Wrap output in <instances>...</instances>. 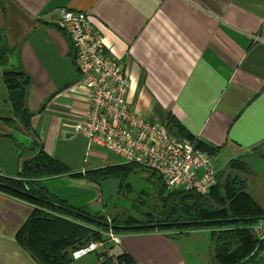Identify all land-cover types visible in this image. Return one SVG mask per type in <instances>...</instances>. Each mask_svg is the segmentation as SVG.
Here are the masks:
<instances>
[{"label":"crops","instance_id":"1","mask_svg":"<svg viewBox=\"0 0 264 264\" xmlns=\"http://www.w3.org/2000/svg\"><path fill=\"white\" fill-rule=\"evenodd\" d=\"M62 8L86 12L123 65L130 111L179 138L167 119L174 116L194 137L218 147L215 159L245 155L264 144V0H0V39L17 49L30 77L31 125L45 151L73 172L115 160L88 148L73 132V123L86 112L88 92L77 85L71 42L57 25ZM5 99L0 76V113L9 111ZM13 133L0 120V175L9 177L18 164L7 136ZM246 159L252 167L264 162ZM63 177L72 176L48 178L45 185L57 195L50 183ZM32 210L31 203L0 192V264H37L15 240ZM107 233L104 247L69 264H118L122 253L134 264H213L208 229L179 237L115 233L118 243Z\"/></svg>","mask_w":264,"mask_h":264},{"label":"trees","instance_id":"2","mask_svg":"<svg viewBox=\"0 0 264 264\" xmlns=\"http://www.w3.org/2000/svg\"><path fill=\"white\" fill-rule=\"evenodd\" d=\"M71 60L74 65L73 50ZM0 76L9 106L7 113H0V120L14 131L7 136L15 147L18 161L15 176L0 175V192L32 204V213L17 231L15 240L37 264H69L73 251L103 242V234L109 231L117 234L160 232L179 237L194 229L210 230L213 264H263L264 253L260 254L264 251V234L257 235L252 226L258 222L264 224V205H258L253 200V192L248 191H252L251 183L257 179L245 156L228 160L218 170L216 183L205 194L168 190L155 171L135 163L73 172L45 151L32 127L35 112L26 105L30 77L21 66L17 49L8 47L1 39ZM167 119L181 139L216 156L218 147L194 137L174 116L168 114ZM254 148L257 147L251 150ZM138 170H148L157 181L158 200L147 201L146 209L135 217L126 210L91 213L55 195L45 185L48 178L85 175L94 181L119 178L121 190L123 184L125 189L129 187L126 181L129 173ZM116 260L118 264H134L127 253L117 255Z\"/></svg>","mask_w":264,"mask_h":264},{"label":"built area","instance_id":"3","mask_svg":"<svg viewBox=\"0 0 264 264\" xmlns=\"http://www.w3.org/2000/svg\"><path fill=\"white\" fill-rule=\"evenodd\" d=\"M57 24L71 42L80 75L78 84L88 92L86 112L73 123V132L86 139L88 148H101L119 163H135L155 171L168 190L207 193L216 183L219 170L212 165L215 157L187 140L172 137L165 125L129 110V77L107 50L89 15L62 8ZM108 237L118 242L116 234L109 232ZM103 246L101 241L90 243L73 251L72 257Z\"/></svg>","mask_w":264,"mask_h":264},{"label":"rangeland","instance_id":"4","mask_svg":"<svg viewBox=\"0 0 264 264\" xmlns=\"http://www.w3.org/2000/svg\"><path fill=\"white\" fill-rule=\"evenodd\" d=\"M79 78H80V75H79ZM77 85L78 87H80V84H77ZM80 88L84 89L82 87ZM171 136L176 138V136L172 134ZM178 139H181V138L179 137ZM107 156L109 158L114 159L115 161H112V160L109 162L105 161L99 166V168L120 164L117 161V157H115L113 154L108 152ZM211 156L216 157L214 155H211ZM241 156L243 157L245 156V159L255 157L258 160H264V144L262 146L254 148L253 150L247 152L245 155H241ZM238 157L240 156H233V158H238ZM226 159H227L226 155L222 154L217 159L212 161V165L215 166L217 169L218 167L222 168L228 162V160L232 158L227 159V160ZM225 160L226 162L224 163ZM246 161L248 165L250 166V168L253 170L254 178L257 179L256 180L257 182L251 183L252 191L250 189L248 191L249 193L253 192L252 194L253 200L262 207L264 205V195H263V192H264V162H257V165H254L255 162H252V165H254V167H252L249 160L246 159ZM255 168H259L260 170L255 169ZM259 175L261 178L259 177ZM76 177L57 178L56 180L52 182L53 186L50 183L49 188H51V190H53L57 194V196H59L60 198L65 197L70 202H73V203L76 202V204L85 206L87 211L91 213L109 214L110 210L112 213H118V212L126 210L133 217H135V216H139L140 211L146 209L147 201H157L158 200L157 181L154 179L153 176L150 175L148 170H138V171L130 172L126 179L129 187L125 189V184H123L121 190L119 189V184H120L119 178L109 177V178H106L105 180L94 181L86 177H84L83 179L78 178V177L76 178ZM65 198H62V199H65ZM133 206L135 207L133 208ZM252 227L254 231L255 230L258 231L257 234H260V236L264 234L263 222H258V224H255ZM118 242H119V239H118ZM95 252L97 251H93L90 253H95ZM263 253L264 251L260 255H262ZM84 255H81L77 258H80ZM71 258L72 260L77 259V258L72 257V253H71ZM101 260H104V256L101 258ZM263 264H264V261H263Z\"/></svg>","mask_w":264,"mask_h":264},{"label":"bare ground","instance_id":"5","mask_svg":"<svg viewBox=\"0 0 264 264\" xmlns=\"http://www.w3.org/2000/svg\"><path fill=\"white\" fill-rule=\"evenodd\" d=\"M58 25V24H57ZM62 30V29H61Z\"/></svg>","mask_w":264,"mask_h":264}]
</instances>
